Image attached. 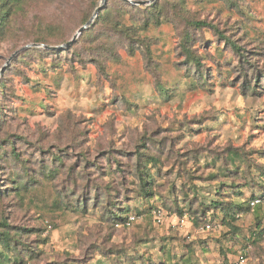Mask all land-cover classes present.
<instances>
[{"label": "rangeland", "instance_id": "obj_1", "mask_svg": "<svg viewBox=\"0 0 264 264\" xmlns=\"http://www.w3.org/2000/svg\"><path fill=\"white\" fill-rule=\"evenodd\" d=\"M161 2L151 19L107 0L129 38L100 21L60 54L21 51L1 75L0 153L14 148L34 179L0 199V217L34 230L15 234L23 264H264V201L234 217L214 204L264 193V0ZM100 3L26 0L0 36V68L37 36L69 41ZM139 151L158 159L149 202L136 196ZM6 159L2 189L23 173ZM107 190L129 215L157 206L162 222L152 211L115 224Z\"/></svg>", "mask_w": 264, "mask_h": 264}, {"label": "trees", "instance_id": "obj_2", "mask_svg": "<svg viewBox=\"0 0 264 264\" xmlns=\"http://www.w3.org/2000/svg\"><path fill=\"white\" fill-rule=\"evenodd\" d=\"M26 0H0V36H5L8 32L9 29V25L11 22V19L13 17V15H15L17 12H19L22 9V5L25 3ZM120 2H122L123 4L134 8V9H138L140 10H145L146 12H148L151 15V19H157L156 14L154 12H161L164 3L161 2V0H156L154 3L150 4V5H136V4H132L127 0H119ZM144 6V7H143ZM98 7V6H97ZM107 7V3L106 5L101 8V10L99 11L97 17L95 18V20L93 21V23L87 28L85 29L82 34L77 38V40L81 37L84 36H90L92 34V30L94 29L93 27L99 23L100 21H104V22H109L114 20L115 25L117 26V31L121 34H123L124 37L129 38L130 36V32L125 29L124 27H120V21L119 20H115V16L111 15V9L110 8H106ZM19 9V10H18ZM92 16V15H91ZM90 16V17H91ZM114 19H112V17ZM90 17H88L86 20H84V23L87 22ZM150 18V17H149ZM149 20H145L144 23V27L145 28L148 25ZM192 24L196 25V26H202L205 25V21H195L192 20L191 22ZM189 36V35H188ZM74 41L73 43L77 42ZM189 40V39H188ZM35 43H42V44H48V45H53L51 40L47 37V36H37L34 39ZM73 43L62 50H53V49H49V48H44V47H39V46H32L27 48L24 51V54H31L34 52H45V53H49V54H60L61 51L63 50H67L72 48ZM132 45H130L131 47ZM130 50H133L132 48ZM19 55V54H18ZM17 57V56H16ZM15 57V58H16ZM22 57V55L20 56ZM191 64H193L196 67V72L199 76V78H204L206 72L202 69V64L200 61V56L197 55H191V57L189 58ZM14 65V62H12L7 68L6 70L3 72L5 73L7 71V69H10L12 66ZM257 81V80H255ZM5 83L4 80L0 81V87H4ZM4 95V91L0 92V97ZM3 107L0 105V123L2 121V115L4 113L2 112ZM0 148H2L0 146ZM137 155V163L135 165L136 168V175L139 178V186L140 189L136 192V196L138 197H142L146 202H149V200L151 199V196L153 195L152 192V188L151 185L153 184V174L151 169L149 168L147 162L152 161L154 163H156L158 161V159L154 156V155H148V154H144L141 153L140 151ZM8 157H11L14 162H19L20 163V156L19 153L13 148V150L4 157V153H0V160L3 161H7L9 163V160L6 159ZM55 158H58L59 162H61V157L59 156H54ZM53 158V160L55 159ZM22 163V168H23V173H20V171L18 172H14L12 171L10 173V177L8 182H10L9 186H6V188L2 189L1 188V182H0V199L3 197V195H6L5 191H17L19 189H27V187L34 182V179H32L27 171L26 165H25V160H21ZM49 169V168H48ZM50 172H52L53 170L49 169ZM261 174L264 176V168L261 170ZM264 187V185H263ZM264 190V189H263ZM107 192L109 193V197H107V200L105 202V208H107V210H109V215H108V219L113 220V222L115 224H120V225H124L126 220L128 219L129 216V208L127 206V204H123L121 205V203H119V200H116L114 197V195H112L111 191L107 190ZM103 194L101 195V193H97L94 197L90 198V200L93 199L94 203L97 204L98 206L101 205V203H103V201L105 199H103ZM255 198H259L261 201H264V193L261 195H255L252 196L251 199H249L248 202V207H243V203H236V202H231L228 203L227 205H225L222 201H214V204H216V206H220L223 211L228 215V216H237L239 213L247 210V209H251L250 203L252 200H254ZM77 201V205L79 206H87L88 207V203L86 202L87 199L84 198L82 200V202L78 199H76ZM143 202V201H142ZM73 206V205H71ZM157 206L152 205L148 208V210L145 211V209L139 208L136 210V212L134 213L136 216H140L142 213L144 212H152L153 209H156ZM179 213L181 215H184L185 211L184 209H178ZM195 217H193L194 219ZM212 222V221H211ZM25 232V233H29L31 231H34L31 228L28 227H19V226H13L11 225L4 217H0V264H23V257H21L20 252L17 249V245L20 243V241L17 239V236H15V234L19 233V232ZM25 246V245H24ZM27 248V247H26Z\"/></svg>", "mask_w": 264, "mask_h": 264}, {"label": "water", "instance_id": "obj_3", "mask_svg": "<svg viewBox=\"0 0 264 264\" xmlns=\"http://www.w3.org/2000/svg\"><path fill=\"white\" fill-rule=\"evenodd\" d=\"M132 4H136V5H150L152 3H154L156 0H127ZM107 3V0H101V3L98 7H96V9L94 10L92 16L90 17V19L85 22L82 26H80L78 28V30L75 32V34L73 35V37L62 44L59 45H48V44H42V43H28L24 46H22L19 49H16L4 62V64L1 66L0 68V77L3 74V72L6 70V68L11 64L12 60L23 50L32 47V46H39V47H44V48H49V49H53V50H62L65 49L67 47H69L74 41L77 40V38L82 34V32L87 29L95 20V18L97 17L99 11L101 10V8H103Z\"/></svg>", "mask_w": 264, "mask_h": 264}, {"label": "built area", "instance_id": "obj_4", "mask_svg": "<svg viewBox=\"0 0 264 264\" xmlns=\"http://www.w3.org/2000/svg\"><path fill=\"white\" fill-rule=\"evenodd\" d=\"M260 202H261V200L259 198H255L254 200H252L250 203L251 209L255 210V208L260 204ZM153 213H154V216L157 219L158 223H161L163 216H164L162 209L156 208L153 210ZM137 218L138 217L135 214H130L124 225L127 227L132 226L134 224V222L137 220ZM188 218L189 217L186 214L181 216V218H179V224H184L188 220ZM211 227H212V225L210 223H208L206 225L207 229H210ZM227 264H240V263L239 262H230Z\"/></svg>", "mask_w": 264, "mask_h": 264}]
</instances>
